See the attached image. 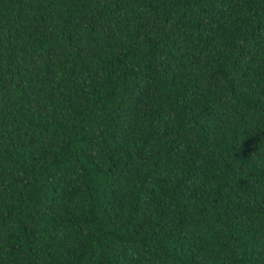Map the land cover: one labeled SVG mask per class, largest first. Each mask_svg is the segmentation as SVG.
<instances>
[{
	"label": "trees",
	"instance_id": "trees-1",
	"mask_svg": "<svg viewBox=\"0 0 264 264\" xmlns=\"http://www.w3.org/2000/svg\"><path fill=\"white\" fill-rule=\"evenodd\" d=\"M0 264H264V0H0Z\"/></svg>",
	"mask_w": 264,
	"mask_h": 264
}]
</instances>
